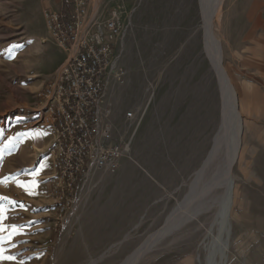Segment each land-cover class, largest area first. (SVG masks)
Returning a JSON list of instances; mask_svg holds the SVG:
<instances>
[{
	"label": "rangeland",
	"instance_id": "1",
	"mask_svg": "<svg viewBox=\"0 0 264 264\" xmlns=\"http://www.w3.org/2000/svg\"><path fill=\"white\" fill-rule=\"evenodd\" d=\"M59 2L0 0V181L7 178L0 197L13 201L0 203L3 224L20 231L6 254L23 264H121L184 200L200 164L208 106L218 126L219 81L204 52L198 0H94L90 15L103 22L115 14L125 26L115 53L125 78L106 91L113 139L125 150L116 170L91 169L77 180L63 208L55 168L47 177L55 139L45 148L18 136L52 127L38 121L39 94L70 52L44 26L43 12L59 10ZM222 7L212 32L238 99L241 152L251 154L241 162L240 153L232 167L228 249L214 263L264 264V0H224ZM250 162L261 171L257 184L245 180ZM33 179L31 195L17 186ZM208 227L195 223L164 235L134 264H207L205 246L219 229L212 227L211 238Z\"/></svg>",
	"mask_w": 264,
	"mask_h": 264
},
{
	"label": "built area",
	"instance_id": "2",
	"mask_svg": "<svg viewBox=\"0 0 264 264\" xmlns=\"http://www.w3.org/2000/svg\"><path fill=\"white\" fill-rule=\"evenodd\" d=\"M59 10L46 7L44 20L70 57L55 79L40 92L38 121L55 130V175L60 200L91 169L116 170L125 146L113 139L111 110L101 108L110 82L122 83L117 68V41L125 26L115 14L103 22L90 15L86 0H60ZM62 211V210H61Z\"/></svg>",
	"mask_w": 264,
	"mask_h": 264
},
{
	"label": "bare ground",
	"instance_id": "3",
	"mask_svg": "<svg viewBox=\"0 0 264 264\" xmlns=\"http://www.w3.org/2000/svg\"><path fill=\"white\" fill-rule=\"evenodd\" d=\"M198 2L204 30V52L219 81L218 126L215 121L216 109L214 105L208 106V111L206 110L205 114L207 121H204L206 127L205 137L199 140L198 143L200 144V164L192 175L184 200L168 215L163 227L121 264H134L148 251L152 242L164 235L178 231L185 225L192 224L193 226L195 223L209 225L206 237L211 238L213 236L212 227L215 224L219 227L217 236H214L208 246H205L207 264H217L214 263L216 256L219 261H223V252L225 253L228 249L226 238L229 234L228 218L232 206V167L238 157H241L239 156L240 153L243 155L242 162V160L247 159L248 154H251V152L249 150L248 153L246 147L241 152L242 119L238 110V99L222 66L220 47L212 32V21L214 17H219L224 0H198ZM131 116V114H127V117ZM252 152L255 153L256 151L253 150ZM254 164V162H250L251 171L248 169L246 173L244 172L245 180L250 181L253 179L254 184H257V180L254 179L260 176L261 171L256 167L252 169ZM250 174H253V176H250ZM224 236L225 241L223 240Z\"/></svg>",
	"mask_w": 264,
	"mask_h": 264
},
{
	"label": "snow or ice",
	"instance_id": "4",
	"mask_svg": "<svg viewBox=\"0 0 264 264\" xmlns=\"http://www.w3.org/2000/svg\"><path fill=\"white\" fill-rule=\"evenodd\" d=\"M24 135H33V138H36L42 133H35V134H24ZM5 180L0 181V183H5ZM18 187H22L25 192L29 195L33 194L35 188L37 187L35 179L30 182L23 183L20 181H16ZM7 200V198L0 197V201ZM8 204H12L13 201L7 200ZM6 208L3 203H0V261H10L16 262V258L13 255L6 254L8 249L5 247L6 244L12 241L13 237L20 234L19 228L16 225H4L3 221L7 218L6 217ZM15 247V245H12ZM16 264H23V261L16 262Z\"/></svg>",
	"mask_w": 264,
	"mask_h": 264
},
{
	"label": "crops",
	"instance_id": "5",
	"mask_svg": "<svg viewBox=\"0 0 264 264\" xmlns=\"http://www.w3.org/2000/svg\"><path fill=\"white\" fill-rule=\"evenodd\" d=\"M93 8H94V0H92V1L87 0V9L94 11ZM89 14H91V13H89ZM92 14H93V12H92ZM43 22H44V19H43ZM44 26H45V22H44ZM106 106L110 107L108 104V98H106V101L101 106V108H105ZM31 123L32 122L28 121L27 124H31ZM23 125L25 126L26 124L23 123ZM35 133H42V135H40L36 138H33V135L23 136L22 134H19L18 136H20V137L22 136V138L27 139V141H29L32 146H35V144L38 143V144H40V146L45 147V148H46V146L50 147L52 145V141H54V139H55V130L53 127H50V126L40 125L39 127H36L34 130L29 131L27 134H35ZM52 153H51V156H49L50 160L48 161L50 163V167H51V174L48 175L47 177H50L54 174V167H53L54 152L52 151Z\"/></svg>",
	"mask_w": 264,
	"mask_h": 264
}]
</instances>
